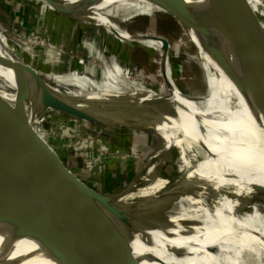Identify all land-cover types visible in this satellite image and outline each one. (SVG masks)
<instances>
[{"label":"bare ground","instance_id":"6f19581e","mask_svg":"<svg viewBox=\"0 0 264 264\" xmlns=\"http://www.w3.org/2000/svg\"><path fill=\"white\" fill-rule=\"evenodd\" d=\"M58 1L67 11L76 14L79 20H88L90 24L104 27L108 34L121 41L123 47L125 43H132L169 51V46L164 42L143 35L133 37L126 28L138 15L169 10L159 2ZM168 1L180 7L176 15L186 23L191 41L202 50L201 58L209 85L207 95L187 96L172 85L171 94L160 98L138 91L130 94L121 92L117 90L115 81L111 82L113 75L122 73L118 63H115L106 77L111 87L105 93H96L83 100L75 97L76 93L73 92L69 93L70 100L75 103L73 108L94 119L104 120L111 129L121 133H156L161 141V149L156 157L169 152L175 155L173 163L177 166V177L172 180L157 178L151 187L143 190L135 210L122 212L126 226L132 231L138 229L139 223L149 225L158 217L165 222L166 231L159 233L160 240L155 245L146 242L148 237L145 233H137V239L144 241L146 246L136 242L134 247L145 264H264L262 236L247 229L239 232L235 228L238 214L264 192V117L244 89L223 50L207 1ZM246 2L254 14L263 13L260 7L264 0ZM83 15L88 19L82 20L80 17ZM254 41L264 56L263 47L255 37ZM216 48L224 51L226 69H222L216 60ZM96 57L101 63L107 61L103 52H98ZM103 67L106 72V66ZM80 82L85 89V82ZM47 83L26 69L17 70L0 65V86L6 91L9 89L16 93L17 90L28 89L38 101L43 102L39 89L45 87L51 92L56 90ZM54 84L57 89H67L66 83ZM90 84L99 88L93 81ZM153 173L154 169L150 168L148 174ZM24 188V182L8 181L0 184V264L45 262L41 260L44 256L40 248L41 239L26 219V213L29 212L27 207L32 198L31 194L24 196ZM233 197L240 198L242 203L237 205ZM178 206L188 209V219L192 217L190 211L198 209L197 231L174 241L169 238L172 236L167 232V225L171 211ZM44 212L48 219L55 216L47 194H44L38 205L39 215ZM194 228L192 225L186 230ZM146 253H151L157 260L150 259Z\"/></svg>","mask_w":264,"mask_h":264},{"label":"rangeland","instance_id":"374dc122","mask_svg":"<svg viewBox=\"0 0 264 264\" xmlns=\"http://www.w3.org/2000/svg\"><path fill=\"white\" fill-rule=\"evenodd\" d=\"M261 10L262 14L254 12L257 24L264 31L263 3ZM53 11L45 0H0V57L8 62L21 63L24 69H34L48 81L47 85L56 88L51 93L57 100L75 106L69 93H76L75 97L79 99H88L96 93H105L113 81L121 92L138 91L157 98L169 96L173 87L187 96L204 97L209 92L202 50L170 14L159 11L138 15L126 25L134 36L166 39L169 51H164L137 44L129 47L127 43L123 47L121 41L108 34L104 27L90 24L88 20L76 23ZM80 18L88 19L85 15ZM98 52H103L107 58L103 65L96 60ZM115 63L122 73L113 75L108 84L106 77ZM80 81L85 82V89ZM92 81L98 89L91 86ZM58 82L66 83L67 89L58 90L54 84ZM1 87L0 122L7 123L19 115L26 117L34 137L46 143L70 172L77 174L93 190L115 198L122 210H135L143 190L151 187L157 178L172 180L177 177L173 152L156 157L161 149L156 133H121L111 129L104 120L89 123L59 110H43L32 92L29 94L20 89L12 93ZM150 168L154 169L151 175L148 174ZM232 199L237 205L242 203L238 197ZM190 212L192 220L188 219V209L183 206L171 211L167 225V232L172 236L168 235L169 238L177 241L197 231L198 209ZM238 217L235 228L239 232L247 229L264 239V192ZM164 224L158 217L149 225L139 223L136 231L145 233L146 242L155 245L160 240L159 233L166 231ZM192 225L193 230H186Z\"/></svg>","mask_w":264,"mask_h":264},{"label":"water","instance_id":"95a60500","mask_svg":"<svg viewBox=\"0 0 264 264\" xmlns=\"http://www.w3.org/2000/svg\"><path fill=\"white\" fill-rule=\"evenodd\" d=\"M45 1L59 15L76 23L83 22L76 14L63 8L58 0ZM152 1L166 6L169 10L163 12L170 14L185 30L188 29L176 15L180 7H175L168 0ZM206 1L223 50L264 117V56L254 41L255 37L264 49V31L257 24L246 0ZM152 38L169 45L164 38ZM127 44L133 47L132 43ZM216 50V60L226 69L224 51L221 48ZM0 65L24 69L21 63L8 62L1 57ZM27 70L41 79L34 69ZM27 90L23 89L30 94ZM39 91L43 98V102L40 101L43 110H59L89 123L99 121L57 100L49 88ZM8 181L24 182V196L31 194L26 219L41 239L43 264H145L134 244L138 242L146 246V243L137 239L139 232L126 226L122 217L125 210L118 206L116 199L93 190L77 174L70 172L46 143L34 137L28 120L21 115L7 123L0 122V184ZM44 194H47L55 215L52 219L46 218L45 212L42 215L38 213ZM148 254L150 259L157 260L151 253Z\"/></svg>","mask_w":264,"mask_h":264}]
</instances>
